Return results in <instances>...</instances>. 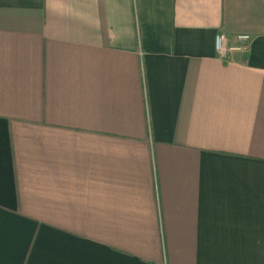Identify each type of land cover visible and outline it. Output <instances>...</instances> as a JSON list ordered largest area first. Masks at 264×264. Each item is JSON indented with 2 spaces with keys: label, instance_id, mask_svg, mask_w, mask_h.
I'll list each match as a JSON object with an SVG mask.
<instances>
[{
  "label": "crops",
  "instance_id": "1",
  "mask_svg": "<svg viewBox=\"0 0 264 264\" xmlns=\"http://www.w3.org/2000/svg\"><path fill=\"white\" fill-rule=\"evenodd\" d=\"M0 264H264V0H0Z\"/></svg>",
  "mask_w": 264,
  "mask_h": 264
},
{
  "label": "built area",
  "instance_id": "2",
  "mask_svg": "<svg viewBox=\"0 0 264 264\" xmlns=\"http://www.w3.org/2000/svg\"><path fill=\"white\" fill-rule=\"evenodd\" d=\"M249 34H237L229 37L223 32H217L214 36V47L220 58H227L232 52H243L250 43Z\"/></svg>",
  "mask_w": 264,
  "mask_h": 264
}]
</instances>
